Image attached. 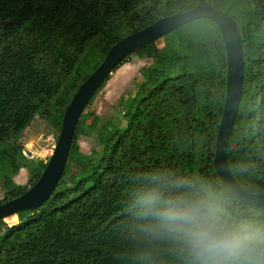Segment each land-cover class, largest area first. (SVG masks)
<instances>
[{"label":"trees","instance_id":"trees-1","mask_svg":"<svg viewBox=\"0 0 264 264\" xmlns=\"http://www.w3.org/2000/svg\"><path fill=\"white\" fill-rule=\"evenodd\" d=\"M196 5L224 12L236 25L243 82L226 160L245 192H264V0H0V204L25 192L47 161L32 166L27 185L13 182V157L22 152L19 137L35 108L74 73L73 90L53 112L60 128L70 97L115 42ZM159 40L135 49L112 69L131 56L150 60L140 70L136 96L119 99L116 120L98 126L93 116L85 127L79 118L50 197L35 211L18 212L14 225L0 220V237L2 233L8 240L0 245V264H178L164 246H152L134 233L131 195L138 174L154 169L220 182L211 159L224 98L225 57L220 34L206 19L180 26ZM191 98L198 102L202 118L212 115L215 121L194 143L196 164L184 173L167 155L166 145L182 132L172 127L162 102L182 105ZM90 135L96 150L85 155L76 142ZM186 145L180 143L182 151ZM236 202L264 217V206Z\"/></svg>","mask_w":264,"mask_h":264},{"label":"clouds","instance_id":"clouds-1","mask_svg":"<svg viewBox=\"0 0 264 264\" xmlns=\"http://www.w3.org/2000/svg\"><path fill=\"white\" fill-rule=\"evenodd\" d=\"M138 181L129 206L133 231L178 264H264V217L238 206L229 183L167 169L138 174Z\"/></svg>","mask_w":264,"mask_h":264},{"label":"water","instance_id":"water-1","mask_svg":"<svg viewBox=\"0 0 264 264\" xmlns=\"http://www.w3.org/2000/svg\"><path fill=\"white\" fill-rule=\"evenodd\" d=\"M206 19L218 30L225 57V89L221 113L214 139L211 164L221 183H229L236 200L245 206H264V192H245L230 172L226 160V147L238 110L242 82L243 56L241 41L234 21L226 13L208 5H196L180 13L160 18L115 42L98 66L78 85L61 118L60 128L50 155L38 179L19 196L0 204V220L22 211L37 210L53 193L62 175L75 126L88 104L112 69L135 49L155 41L189 22Z\"/></svg>","mask_w":264,"mask_h":264},{"label":"rangeland","instance_id":"rangeland-1","mask_svg":"<svg viewBox=\"0 0 264 264\" xmlns=\"http://www.w3.org/2000/svg\"><path fill=\"white\" fill-rule=\"evenodd\" d=\"M158 42L162 41L159 40ZM149 64L150 60L131 56L127 62L112 72L103 87L97 91L90 105L81 114V124L87 127L93 116L98 118V126L105 120H116L118 111H120L118 108L119 99L124 98L126 95L136 96L137 87L141 82L140 70ZM75 83L76 77L72 73L62 81L54 93L47 97L44 103L35 108L30 125L19 137L22 152L20 155L13 157L17 168V172L12 178L15 184L27 185L29 170H31L32 166L37 161H46L48 159L50 147L53 146L59 132L58 120L53 112L59 111L63 107ZM162 103V112L168 116L172 127H178L182 132V135L173 137V141L166 145L167 155L178 163L182 172L186 173L192 164H196L195 156L193 158L191 155L195 149L194 143L202 138L204 131L214 125L215 119L212 118V115L206 119L202 118L203 112L194 98L189 99L186 104L182 105L169 102L167 99H164ZM180 143L187 144L186 147H188L182 151ZM76 144L79 151L85 155L96 150L93 135L79 137ZM2 197L3 190L0 186V200ZM2 221L6 226L14 225L17 222L15 215ZM2 235L1 233L0 245L8 244V240L3 239Z\"/></svg>","mask_w":264,"mask_h":264}]
</instances>
